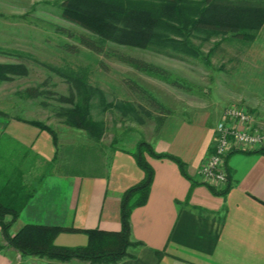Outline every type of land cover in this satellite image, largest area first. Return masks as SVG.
I'll return each mask as SVG.
<instances>
[{"label": "crops", "instance_id": "0c3cea01", "mask_svg": "<svg viewBox=\"0 0 264 264\" xmlns=\"http://www.w3.org/2000/svg\"><path fill=\"white\" fill-rule=\"evenodd\" d=\"M29 120L34 119L0 116V187L10 179L23 198L17 218L5 217L11 221L7 233L0 228V264H90L23 255L7 236L25 224L118 232L122 195L144 173L122 148L110 150L100 165L90 160L85 168H56L51 135ZM214 125L193 118L164 125L158 136L145 139L156 152L178 157L184 170L170 158L146 156L153 180L146 201L130 213L132 245L116 264H264V151H232L226 159L228 183L214 189L198 174L212 151ZM10 190L4 198H11ZM87 242L81 232L54 238L59 246Z\"/></svg>", "mask_w": 264, "mask_h": 264}, {"label": "rangeland", "instance_id": "374dc122", "mask_svg": "<svg viewBox=\"0 0 264 264\" xmlns=\"http://www.w3.org/2000/svg\"><path fill=\"white\" fill-rule=\"evenodd\" d=\"M62 1L0 0V63L26 68L25 75L0 82V111L6 116L37 119L55 132L56 168L64 169L72 162L85 168L90 160L100 165L112 142V147L133 150L153 133L158 136L164 125L172 127L176 122L203 117L216 126L230 107L243 109L256 127L264 129V26L250 42L229 35L208 41L193 39L200 58L106 44L169 70L184 86L179 88L81 47L67 34H90L61 17ZM63 43L78 46L79 51L69 53L61 47ZM56 69L84 75L89 85L103 91L106 102H131L138 116L123 117L115 110L99 113L95 98L92 114L104 121L105 132L101 141H91L84 131L67 125L57 115L59 108L69 106L61 99L68 97L70 84ZM127 79L153 95L163 108H153L131 92ZM28 88L34 96L26 95Z\"/></svg>", "mask_w": 264, "mask_h": 264}, {"label": "trees", "instance_id": "16d2710c", "mask_svg": "<svg viewBox=\"0 0 264 264\" xmlns=\"http://www.w3.org/2000/svg\"><path fill=\"white\" fill-rule=\"evenodd\" d=\"M61 10V17L64 20L81 27L90 34H67L73 37L81 47L91 53L115 58L139 72L155 76L179 88L184 86L169 70L109 48L106 44L113 43L151 49L168 55L200 58L201 53L194 45L193 39L208 41L213 37L229 35L238 40L250 42L264 26V0H63ZM61 47L69 53L79 51L78 46L69 43H63ZM56 70L70 84L68 97L61 99L69 106L59 108L57 115L63 118L67 125L84 131L91 141L96 143L101 141L105 132L104 121L101 118H95L92 114V102L95 98L98 99V105L101 107L99 113L115 110L123 117L138 116L131 102H106L103 91L89 85L84 75L74 71L66 73L63 70ZM25 74L26 68L23 65L0 63V82ZM125 82L131 92L144 99L151 107L163 108L153 95L135 81L127 79ZM25 93L27 96H34L32 88L26 89ZM0 116L7 117L2 111ZM27 122L47 131L56 148V134L48 125L37 120ZM2 139L1 136L0 140ZM112 144L114 145V142ZM113 145L109 146L110 150L118 149L112 147ZM127 151L134 156L144 176L122 195L120 231L107 232L99 229L25 224L12 237L7 236L9 244L23 255L39 256L50 260L78 259L90 264L118 263L127 255L126 249L132 245L129 241L130 213L135 206L146 201L153 180L154 170L146 156L170 158L178 163L182 171L184 170V164L178 157L156 152L145 140L139 141L135 149ZM260 151H264V148ZM68 164L64 169L80 165L78 163L75 165L74 162ZM14 184L15 182L12 183L10 179H7L0 187V228L5 233L11 225L10 222L17 218L23 202V198L17 197L18 191L13 188ZM8 188L11 189L10 199L4 198L5 190ZM19 188L25 189L23 185ZM7 215L11 217L9 223L5 222ZM60 232L84 233L88 238L87 245L78 247L56 245L54 238Z\"/></svg>", "mask_w": 264, "mask_h": 264}, {"label": "built area", "instance_id": "2783aa9c", "mask_svg": "<svg viewBox=\"0 0 264 264\" xmlns=\"http://www.w3.org/2000/svg\"><path fill=\"white\" fill-rule=\"evenodd\" d=\"M264 148V129L256 127L241 108H227L215 126L212 151L198 170L201 180L217 190L225 189L229 175L226 157L233 150H260Z\"/></svg>", "mask_w": 264, "mask_h": 264}]
</instances>
